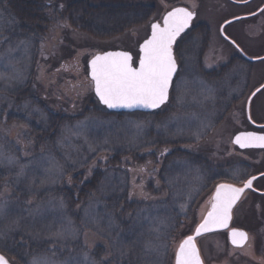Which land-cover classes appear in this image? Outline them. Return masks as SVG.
Masks as SVG:
<instances>
[{"label": "rangeland", "instance_id": "374dc122", "mask_svg": "<svg viewBox=\"0 0 264 264\" xmlns=\"http://www.w3.org/2000/svg\"><path fill=\"white\" fill-rule=\"evenodd\" d=\"M11 1L0 0V243L21 242V249L13 244V264H32L34 258L48 264H174L176 246L194 233L219 176H243L232 168L240 157L231 141L242 130L249 95L264 81V63L241 59L221 27L250 15L264 0H60L63 8L54 0ZM69 1L90 7L69 17ZM177 7L195 13L196 20L176 48L179 69L167 106L153 114L91 113L97 101L89 61L107 51L138 56L151 25ZM225 36L247 57L258 58L264 53V13L229 25ZM221 69L219 87L215 76ZM241 97L240 112L218 125L230 98ZM257 102L261 113L254 117L264 119V94ZM166 151L174 156L155 164L158 176L137 186L140 203L120 219L132 187L130 164L145 165ZM218 166L230 168L222 172ZM94 168L99 174L93 180ZM83 171L88 187L71 206L62 185ZM207 237L199 240L207 264H264L253 253V241L237 252L220 237Z\"/></svg>", "mask_w": 264, "mask_h": 264}, {"label": "snow or ice", "instance_id": "6c2138e0", "mask_svg": "<svg viewBox=\"0 0 264 264\" xmlns=\"http://www.w3.org/2000/svg\"><path fill=\"white\" fill-rule=\"evenodd\" d=\"M193 15V12L186 8L178 7L164 16L162 25L153 23L151 36L140 46L138 67L133 66L132 57L126 52L96 55L90 62V68L91 80L99 100L108 108L155 109L164 104L168 100L173 75L177 70L173 44L189 27ZM256 91L259 92L260 89ZM235 143L241 148H264V135L241 133L235 137ZM251 187L252 179L247 180L243 188L231 184H219L211 197L207 214L195 228V235L186 237L176 246L174 264H203L195 238L201 233L228 229L233 205L240 198L241 193ZM57 235L61 236L63 233ZM230 236L232 244L238 247L248 239L245 232L235 229L230 231ZM0 264H9V261L0 255ZM32 264H48V261L34 258ZM65 264H73V262L65 261ZM90 264H104V261L93 260Z\"/></svg>", "mask_w": 264, "mask_h": 264}, {"label": "flooded vegetation", "instance_id": "af4514ba", "mask_svg": "<svg viewBox=\"0 0 264 264\" xmlns=\"http://www.w3.org/2000/svg\"><path fill=\"white\" fill-rule=\"evenodd\" d=\"M253 2H256V0L255 1L253 0ZM236 54L239 55L238 53ZM240 58L243 59L242 57ZM244 61L248 64L251 63V65H253L252 62H249L247 60ZM260 62H261L260 64H262L264 63V60ZM223 71L224 69L223 70L221 69L220 73L215 76L216 79L219 81L218 84L219 87H221L224 84L225 77ZM249 74L253 75V70L252 72L249 71ZM253 92L254 91H252V93ZM252 93L249 95L246 101V106L244 108L241 107L243 110V118L241 119L243 122L242 130L238 131L235 136L246 132H251L258 135H264V128H262L264 127V119L261 118L257 120L254 117L255 114H257V111L261 113L260 110L262 106L261 104L259 105L257 99L260 95L264 94V90H262L256 95V97L251 102L250 109H248V104L252 96ZM225 95L228 96V93H226ZM223 96L224 94H221L219 100L220 102L218 103V109H220L223 106L222 103ZM243 98L244 97H241L240 99L230 98V104H229L230 107L229 108L227 107L226 112L220 114V118L218 119L220 123H218V125L219 124L221 125L226 120L225 119L226 117L231 116L230 113L240 112L238 108L240 106L239 102L241 100L243 101ZM231 142L234 148L236 149L238 156L240 157V161L232 165V168H236L240 170L239 172L243 173V176L241 178H233L232 181L225 179L226 178L225 176L224 178L223 176H219V178L216 180L218 181L216 183V186L214 188L212 186V188H210L211 192L208 191L209 193H207V197L205 199L206 200L205 202H207V210L203 216L207 214V211L210 208L211 197L214 195L215 189L219 184H231L233 186L243 188L247 180L252 179V187L245 191L240 201L234 207L232 211V220L230 224V229L225 232L206 235L199 240H201L200 242H205L203 238L209 240L207 239L208 238L207 236H212L210 237L211 239L220 237L221 239L226 241L227 249L235 250L237 252L238 251L241 252L244 249H246L248 245L253 241L254 255L259 257L260 260L262 259L264 261V148H259V147L241 148L240 146L234 144V138L232 139ZM253 162L257 163V165H253L254 164ZM256 166H259L260 168H257ZM219 168L223 172L225 170L227 171L228 168H230V166L228 168L227 167H219ZM246 170H248L247 173ZM222 174L224 175L225 172ZM253 177H255V179H253ZM201 222L202 219L199 223ZM232 229L243 231L248 235L249 240H248V244L245 247L235 248L232 246L229 239V232ZM199 240L197 244L202 255L203 251ZM204 263L207 264L206 262Z\"/></svg>", "mask_w": 264, "mask_h": 264}, {"label": "trees", "instance_id": "16d2710c", "mask_svg": "<svg viewBox=\"0 0 264 264\" xmlns=\"http://www.w3.org/2000/svg\"><path fill=\"white\" fill-rule=\"evenodd\" d=\"M5 1H8L10 3L12 2L11 0H5ZM54 1L58 2L55 5V7H57V8L59 6H62V8H63L64 4L66 6V3H64L63 1H61L62 3L60 2V0H54ZM256 1H258V0H256ZM17 2H18L17 3V8H18V10L20 9L19 12L23 13V10L26 9V8H23L24 5L22 3H20L19 1H17ZM82 3L83 2L80 3L78 1H69L67 3L69 11H71V13L67 12L69 17L72 16L74 18L73 13L77 12L78 8L81 10L82 7H84L83 6L84 3L83 4ZM44 5L47 6L48 4L46 3ZM14 6H15L14 3L12 5L10 4V9L11 10L12 9L16 10L17 8H14ZM87 7H90V6L86 4V7H84V9H87ZM51 8H52V4H49L47 6V9L51 10ZM6 12H7L8 15L12 16V12L9 9L6 10ZM86 12H87V10H86ZM18 15L22 19V14H18ZM61 15H62L63 19H65L64 16L66 14H65L64 11L61 13ZM80 21H85V20L81 19ZM5 30H6L5 33L10 35V31H12V32L14 31L13 25H12V27H9V28L7 27ZM11 36H13V35H11ZM15 37L18 38V36H16V35H15ZM19 40L23 41V40H25V38H23V36H20ZM12 41H13V39L11 41H9L8 44H10V42H12ZM35 54H37V53L35 51H33V55H35ZM69 64L72 65V69H74V70L78 68L77 67V63H74V62L71 61ZM62 65H63V63H62ZM8 94H9L11 99H13V100L15 99L14 96L12 94H10V92H8ZM18 94H21V93L18 92ZM96 101H97L96 103L92 102V104H91L92 107H93V111L91 113H94L96 115H102V114L112 115V116L113 115H118V114H115V113H109V112L106 113V112H104L103 107L99 106L100 104H99L97 99H96ZM42 102L44 103V101H42ZM39 103H41V102H39ZM43 103H41V104L43 105ZM18 106H21V105L18 104ZM89 112H86V113H89ZM18 140H20V139L18 138ZM20 144H22V143L20 142ZM23 150L27 154V150L25 148H23ZM163 153H165V154H158L157 155L158 156L157 160L154 159L153 162H147L145 165H138L136 163L130 164V166H133V167H131V169L129 168L131 173H129V171H126V172L129 174V179H130V185L129 186H132V187H131V189L128 192L126 202L123 204L122 208L119 211L120 219L121 218H129L131 216L130 214H132V211H133V210H129V209L133 208V206L136 203H140V200H139V198L137 197V194H136L137 193L136 192L137 191L136 190L137 186H145L150 181L155 180L156 177L158 176V174L156 173L158 171L156 169V165L155 164H159V163H161V161L162 162H166L167 160H169L170 158H172L174 156V153H170L169 151H166V152H163ZM103 159L104 158H97L96 162L106 164V162L103 161ZM122 163H123L122 166H124L125 168H128L127 165L129 163H127V162H122ZM152 163H153L154 166L152 165ZM122 166L119 167V170L120 169H124V168H122ZM85 173L86 172L83 171L81 173V175L75 174L74 175L75 177L74 176L72 177L73 180L69 179V177H68L65 180V182L63 183V185H62L64 187V189L62 191L64 192V190H66L68 192V193H65V194H67V198L69 199L71 206L76 201V199H78V197L80 196L81 192H83V190L88 187V181L84 180L85 177L81 178V176L85 175ZM92 174H93V180H94L95 178H97L96 176L99 174L98 170L96 168H94ZM4 180H5L4 175H1L0 176V187H1L2 183L4 182ZM13 242H8L7 240H5V241H2L0 243V253L3 254L5 257H7L8 260L10 261V263H12V264H13V262H12L11 259H15V256L12 253L13 246H14L13 244H15V246H16L15 248L16 249H19V248L21 249V247H19V246H21V242L20 241L14 240Z\"/></svg>", "mask_w": 264, "mask_h": 264}, {"label": "water", "instance_id": "95a60500", "mask_svg": "<svg viewBox=\"0 0 264 264\" xmlns=\"http://www.w3.org/2000/svg\"><path fill=\"white\" fill-rule=\"evenodd\" d=\"M253 0H248L247 2H252ZM184 8V7H183ZM188 10V9H187ZM172 11V10H171ZM190 11V10H189ZM264 12V6L260 9V10H258L256 13H254V14H251V15H247V16H242V17H237V18H233V19H230V20H228V21H226L223 25H222V27H221V34H222V36H223V38L233 47V48H235L239 53H240V55L245 59V60H247V61H249V62H252V63H257V62H260V61H263L264 60V56L263 57H260V58H249V57H247L245 54H244V52L234 43V42H232L229 38H225L226 36H225V29L229 26V25H231V24H233V23H235V22H239L240 20H243V19H246V18H255V17H257V16H259L260 14H262ZM194 14V13H193ZM167 15V14H166ZM195 18H196V15L194 14L193 15V19H192V21L190 22V25H189V27L188 28H186L185 30H184V32H182L178 37H177V39H176V41H175V43L173 44V56H174V59H175V61H176V58H175V52H174V47H175V45H176V43H177V41L192 27V24H193V21L195 20ZM159 24H163V20H162V23H159ZM150 36H151V33H150ZM149 36V37H150ZM148 37V38H149ZM144 43V42H143ZM142 43V44H143ZM141 44V45H142ZM140 45V46H141ZM108 52H126V51H108ZM105 53H107V52H104V53H101V54H98V55H102V54H105ZM126 53H128L131 57H132V61H133V66H134V56L132 55V53H130V52H126ZM139 53H140V48H139ZM140 55H141V53H140ZM92 60V59H91ZM91 60H90V62H91ZM90 62H89V65H88V67H89V79L91 80V68H90ZM176 65H177V70H176V72L174 73V75H173V79H172V83H173V81H174V79L176 78V75H177V72H178V64H177V61H176ZM135 67H138V64L135 66ZM91 82H92V80H91ZM93 83V82H92ZM171 87H172V84H171V86H170V89H169V96H170V91H171ZM257 89H260V91L259 92H261L262 90H264V83L262 84V85H260V86H258L255 90H254V92L253 93H255V95H253V93H252V96H251V98H250V101H249V104H248V109H250V106H251V102H252V100L256 97V95L259 93V92H257L256 90ZM93 91H94V94H95V90H94V85H93ZM95 96H96V94H95ZM96 98H97V100L99 101V103L103 106V107H105L107 110H108V112H110V113H117V114H121V113H152V112H157V111H159L163 106H165L167 103H168V101H169V97H168V100L164 103V104H162L159 108H155V109H152V108H143V107H137V108H108L105 104H103L100 100H99V97L98 96H96ZM262 128H264V127H262ZM239 135V134H238ZM255 135H257V136H260V135H258V134H255ZM234 144H236L235 143V138H234ZM236 145H238V144H236ZM239 146V145H238ZM245 148H254V147H245ZM260 148V147H259ZM236 187V186H235ZM247 189H249V188H246L245 190H244V192L243 193H241V195H240V198L236 201V203L233 205V208H232V211H233V209H234V207L236 206V204L240 201V199L242 198V196H243V194L245 193V191L247 190ZM231 215H232V212H231ZM232 220V219H231ZM230 224H231V221H230V223H229V228L228 229H216V230H214V231H211V232H205V233H201V235L200 236H197L196 238H195V243H196V246H197V248H198V250H199V253H200V257H201V260L203 261V258H202V255H201V252H200V249H199V247H198V240L199 239H201L202 237H204V236H206V235H209V234H215V233H219V232H225V231H228L229 229H230ZM231 231V230H230ZM237 231H240V230H237ZM192 235H195V231H194V233L192 234ZM248 236V235H247ZM229 239H230V242H231V236H230V232H229ZM248 240L249 239H247V241H245L244 242V244L242 245V246H235V245H233L232 244V242H231V244H232V246L233 247H235V248H243V247H245L247 244H248ZM1 255V254H0ZM10 264V263H9ZM203 264H205L204 263V261H203Z\"/></svg>", "mask_w": 264, "mask_h": 264}]
</instances>
